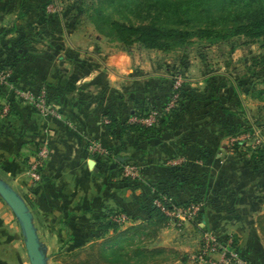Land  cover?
<instances>
[{
	"label": "crops",
	"instance_id": "crops-1",
	"mask_svg": "<svg viewBox=\"0 0 264 264\" xmlns=\"http://www.w3.org/2000/svg\"><path fill=\"white\" fill-rule=\"evenodd\" d=\"M41 2L42 0H24L20 4L21 0H0V69L5 68L4 65L8 62L13 63V68L8 72L14 82L0 84V103L7 106L5 114H0V171L3 184L29 201L32 228L43 254V263L64 264L63 253L74 252L78 247L86 248L112 234L110 229L104 233L98 226L108 211L123 209L130 214V222L121 228L139 223L140 206L153 197L150 182L169 180L166 164H176L183 158L192 161L195 147L190 141L182 142L179 136L157 141L146 140L148 135L135 132L124 134L120 138L121 145L117 147V156L124 157L126 162H132L137 172L142 173L143 179L135 185L110 184L108 180L120 179L118 172L111 170L113 159L108 155L92 156L82 140L92 139L103 146L109 143V137L104 134L99 123L102 113L110 111L117 114L122 111L126 103L125 96L140 99L143 92L148 91L142 88L146 79L172 76L158 72L152 65L147 69L133 65L129 55L121 50L109 54H94L88 50L92 44L86 47L88 51L81 50L72 41L68 25L60 19L58 32L39 35L38 37L42 36L40 39H30L32 47L27 48L19 36L41 30L44 22L37 17ZM20 5L27 10L26 14L20 13ZM14 50L19 54L15 55ZM73 52L80 59L90 60L92 65L73 83L69 82L68 87L63 83L72 72L73 62L68 54ZM209 74L196 83H187L194 91L193 102L188 106L191 122L196 121L190 116V111L195 119L202 117V110L195 108V102L205 96L204 78ZM224 76L235 86L244 117L250 122L242 99L244 95L231 76ZM48 82L58 84L65 90L68 87L69 90L70 100L67 104H51L59 117L42 116L32 105L15 94L19 88L35 93L39 90L38 87L41 88L42 84ZM104 85L107 87L105 90L102 89ZM11 91L14 100L18 102L8 108ZM109 93L126 95H123V99L111 98ZM178 123H183L181 117H176L168 130L176 132ZM196 131L199 138L211 148L212 157L206 164L194 160L190 171L197 172L207 167L210 171L207 177V194L214 198V206L219 207L222 212H238L239 205L233 195L217 187V174L230 176L237 172L236 165L242 162L244 165L250 164L249 148H230L231 137L222 133L220 126L215 123L198 125ZM40 146H45L46 157L40 169L41 179L33 181L28 175V164L34 159ZM110 171L109 179L103 180ZM168 191L179 201L187 198L183 188L171 186ZM252 191L255 198L264 197V189L254 185ZM256 208L251 213L253 220L257 214L264 212V199L259 201ZM222 214L206 216L209 229L220 240L228 234L233 236L236 247L247 264H264V235L260 234L255 222L252 224L254 229H251L240 215ZM172 226L167 219L166 225L157 231L145 247L176 250V262L190 264L185 257L195 249L199 230L195 231L192 222H184L178 229H173ZM166 233L172 235V238ZM176 234L181 239L186 236L191 243L183 245L174 238ZM184 251L189 253L184 255Z\"/></svg>",
	"mask_w": 264,
	"mask_h": 264
},
{
	"label": "trees",
	"instance_id": "trees-1",
	"mask_svg": "<svg viewBox=\"0 0 264 264\" xmlns=\"http://www.w3.org/2000/svg\"><path fill=\"white\" fill-rule=\"evenodd\" d=\"M51 1L42 0L37 9L38 19L44 22L41 30L19 36V39L27 45V48L32 47L30 39L42 34L59 31L58 15L47 10V6ZM143 1L147 3L146 8L155 11L154 20L149 21V23L123 24L108 20L97 8L94 9V12L97 17H101L107 23L113 38L124 46L136 43L145 49L168 51L183 46L192 38L204 40L209 44L224 42L232 37H243L244 41L247 42L258 38L264 41V0ZM23 2L24 0H21L20 4H23ZM19 11L21 14H26L27 10L23 8V5H20ZM41 37H38V39ZM55 50H57V47ZM13 53L15 55L19 54L16 50ZM68 56L73 62V68L68 79L63 84L69 87V82L72 81L73 83L75 79L86 73L92 64L89 62L90 60L78 58L76 52L68 54ZM4 66L5 68L0 70L8 71L13 68V63L8 62ZM9 83L14 84L11 74H9L6 83H1V85ZM177 84L173 78L157 76L146 79L142 88L143 90L148 89V91H144L140 99L135 98L133 92H131L133 97L125 96L124 102L126 103H124L122 111L117 114L110 111L102 113L99 123L104 134L109 137V143L103 146L99 142H95L106 150V155L113 159L111 170L118 172L120 179L116 181L108 180V182L116 186L135 185L143 179L142 173H138V176L134 178L121 175L124 164H133L132 162H126L125 158L123 161L118 160L120 156H117V147L121 145L120 138L124 134L135 132L141 135H148L146 140L155 139L157 141L179 136L183 140L182 142L190 141L194 144L195 155L193 160L183 158L176 164H166L165 168L169 180L150 182L153 188V197L146 204L140 206L139 223L121 228L110 217L118 212H124L131 218L130 214L123 209L108 211L98 226L104 233L110 229L112 234L91 243L86 248L78 247L74 252L63 253L62 260L64 264H130L126 262L130 254L135 256L136 252L142 253L147 250L145 246H142L145 247L144 250H141L143 248L138 246L128 252L124 250V242L129 238L130 240L133 238L139 240L138 237L142 238L139 241L148 242L165 225L168 219L158 207L152 204V199L154 198L159 199L166 208H171L172 205L185 206L191 202L199 203V209L192 220L193 222L195 221V226L198 230L201 228L196 225L197 221L202 222L203 227L207 229L209 228V221L206 216L211 214L221 215L223 213L222 215H240L251 229H254L252 224L255 222L260 234L264 235V212L257 214L255 220L251 218V213L257 209L259 201L264 199V197L255 198V195L252 196V187L254 185L258 186L259 189H264L263 143L253 147L250 146V164L244 165L242 162V164L236 165L237 172L230 176L217 174L219 183L217 185L216 182L217 187L233 195L235 202L239 205L238 212L231 210L222 212L219 207L214 206V198L207 194V177L210 173L207 167L197 172L190 171L194 160L206 164V161L212 157V150L209 145L197 135L196 128L198 125L207 126V124L215 123L220 126L222 133L231 138L249 130L247 129L249 121L244 117L243 108L235 86L229 78L222 74L211 73L207 75L204 78L205 96L195 102V108H201L202 110V117L195 119L190 111V116L196 121L191 122L188 106L191 101L193 102L194 91L186 83ZM42 85L41 88H38L39 90H44L45 101L50 106L54 103L63 106L70 100L68 87L65 90L60 88L58 84H52L51 82ZM106 88L104 85L102 89L105 90ZM19 90L23 89L19 88ZM129 90L132 89L130 88ZM9 93L8 108L18 102L14 100L13 92ZM109 94L111 98L118 97L121 99H123V95H126L125 93L118 96L113 93ZM171 101L172 105L166 109V106ZM150 112H154V119L149 125H145L140 121H130L132 117L138 120L146 118ZM176 117H181L183 123H178L176 132L173 133L168 129ZM91 140H82V143L87 146L88 141ZM241 143V141L235 142L238 145H241ZM92 156L95 157L96 155L92 153ZM110 175L111 171L108 176L103 177V180L109 179ZM40 179L41 173L38 180ZM251 183H254V185ZM171 186L183 188L187 193V198L182 201L177 200L168 191ZM168 198H170V201L167 200ZM232 238L233 246L239 255L245 259L237 249L233 236Z\"/></svg>",
	"mask_w": 264,
	"mask_h": 264
},
{
	"label": "rangeland",
	"instance_id": "rangeland-1",
	"mask_svg": "<svg viewBox=\"0 0 264 264\" xmlns=\"http://www.w3.org/2000/svg\"><path fill=\"white\" fill-rule=\"evenodd\" d=\"M146 4L143 0H52L48 11L56 13L58 18L68 25V30L72 33V41L76 42L81 50H87L86 47L92 44L88 50L94 54L124 51L129 55L133 65L137 64L146 69L152 65L158 72L170 74L177 83H196L204 75L218 71L231 76L241 94L244 95L242 99L250 122L247 127L249 130L230 139L232 142L230 148L239 147L238 150H242L243 147L247 149L250 146L264 143V41L258 38L247 42L243 37H232L224 42L209 44L204 40L192 38L183 46L168 51L145 49L136 43L124 46L113 38L107 23L101 17H97L94 12L97 8L108 20L137 25L154 20L155 11L146 8ZM188 79L193 81H188ZM6 111L7 106L0 103V114H5ZM236 141H241L243 144H235ZM0 182L3 184L1 171ZM19 198L29 211V201L24 196ZM189 222L193 223V228L197 231L195 221ZM172 228L178 229L174 225ZM178 234L174 238L180 243L183 245L191 243L186 236H182L181 239ZM197 237V245L190 254L197 250L198 233ZM139 240L129 238L124 242V250L130 252L138 246L144 250L145 247L142 246L148 242ZM146 250L142 253L136 252L135 256L130 254L126 262L130 264H178L176 250L167 247H146ZM188 253L189 251H184L183 254ZM190 254L185 257L188 262ZM0 264H30L21 223L1 195ZM42 264H44L43 260Z\"/></svg>",
	"mask_w": 264,
	"mask_h": 264
},
{
	"label": "built area",
	"instance_id": "built-area-1",
	"mask_svg": "<svg viewBox=\"0 0 264 264\" xmlns=\"http://www.w3.org/2000/svg\"><path fill=\"white\" fill-rule=\"evenodd\" d=\"M49 10V5L47 6ZM9 72L0 70V84L6 83ZM177 84V82H176ZM15 94L23 101L32 105L35 110L42 116L53 115L59 117L58 113L45 101V93L40 89L37 93L29 90H16ZM172 105V101L166 106V109ZM154 112H150L146 118L138 120L134 117L130 121H140L145 125L152 123ZM87 148L91 153L98 155H106V150L95 141H88ZM35 157L28 164V175L31 180L37 181L40 177L39 168L46 157L45 146H40L35 153ZM122 176L134 178L138 176L136 167L133 164H124L122 167ZM170 201V198L167 199ZM152 204L168 218V220L176 227H181L184 222L192 221L199 209L200 204L191 202L185 206H174L166 208L159 199H152ZM111 220L119 225L130 222L129 217L124 212L113 214ZM201 228L199 230V244L195 253L190 254V264H247L238 251L233 246V238L231 235L225 236L220 240L214 231L205 229L203 223L196 222ZM195 262V263H193Z\"/></svg>",
	"mask_w": 264,
	"mask_h": 264
},
{
	"label": "water",
	"instance_id": "water-1",
	"mask_svg": "<svg viewBox=\"0 0 264 264\" xmlns=\"http://www.w3.org/2000/svg\"><path fill=\"white\" fill-rule=\"evenodd\" d=\"M118 160L123 161L124 157H118ZM90 165L92 166V163H90ZM0 195L7 202L21 223L24 234V245L30 264H42L43 254L39 249V245L32 228L31 214L27 210L24 202L14 193V191H12L9 187L4 186L1 182Z\"/></svg>",
	"mask_w": 264,
	"mask_h": 264
}]
</instances>
